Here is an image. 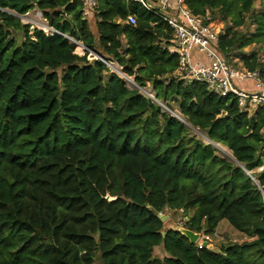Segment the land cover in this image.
<instances>
[{
  "label": "trees",
  "instance_id": "trees-1",
  "mask_svg": "<svg viewBox=\"0 0 264 264\" xmlns=\"http://www.w3.org/2000/svg\"><path fill=\"white\" fill-rule=\"evenodd\" d=\"M185 4L204 18L219 12L221 53L232 62L236 52L264 77V57L242 51L264 48V0L257 9L255 0ZM33 9L137 85L149 83L241 165L64 35L30 30L17 16ZM83 11L80 0H0V264H264V106L249 115L233 95L177 78L171 28L137 3L98 0L96 36ZM164 208L182 210L195 233L209 236L226 220L247 239L199 248L164 229Z\"/></svg>",
  "mask_w": 264,
  "mask_h": 264
},
{
  "label": "built area",
  "instance_id": "built-area-1",
  "mask_svg": "<svg viewBox=\"0 0 264 264\" xmlns=\"http://www.w3.org/2000/svg\"><path fill=\"white\" fill-rule=\"evenodd\" d=\"M80 1L83 3L85 17L88 13H94L93 9L96 7L98 0ZM131 1L137 3L171 28L173 37L166 48L171 53L177 54V78L184 80L187 84L194 81L203 83L210 92L218 96L233 95L241 112L248 113L249 109L264 106V77L259 71H249L242 66L238 67L227 59L219 49L221 32L215 30L206 21V18L194 15L187 8L185 0ZM36 12L42 15L40 11ZM44 22L41 23L40 30L50 35L61 34L51 28L45 18ZM126 23L134 25L136 16L130 14L126 19ZM97 59L106 63L109 68L115 69L113 73L119 77L133 83L135 85L134 89H137L145 97L153 102L157 101L149 83L146 86H139L114 61L103 57ZM243 83H252L253 87L245 88L241 86ZM204 242L207 243V241ZM203 243L199 242V248L204 246Z\"/></svg>",
  "mask_w": 264,
  "mask_h": 264
},
{
  "label": "rangeland",
  "instance_id": "rangeland-1",
  "mask_svg": "<svg viewBox=\"0 0 264 264\" xmlns=\"http://www.w3.org/2000/svg\"><path fill=\"white\" fill-rule=\"evenodd\" d=\"M259 5H260V0H255V4H254L255 9H257L259 7ZM36 11H40V10L33 9V10L29 11L27 14L21 15V17H20L22 23L28 24L30 26V30L41 29L40 28V27H42L41 23H45L43 16L41 14H39V12H36ZM86 18H87L90 29L93 31L94 35L96 36L97 35L96 34V28H95L96 18L94 17V13L92 14V12H91V13L86 14ZM205 18H206V20H208V22L211 24V26L215 30H218L219 32H223L226 25H227V22L223 20V17L219 12H214V13L208 12L206 14ZM253 27H254L253 25H250L248 27L246 25L245 27L242 28V30L251 31V30H253ZM12 35L17 38L18 42H21L23 40V32L22 31H19L16 33L14 32ZM65 37H67L70 42L76 44L77 47H76L75 52L77 54L84 55L85 52H89V55H90V51H88L84 47H81V45L76 43L74 41V39L71 38L69 35H65ZM253 49L257 50L264 57V48L260 47L259 45H254V44L247 45L242 49V51H243V53H250ZM240 57H241L240 55H236V52H233L230 55L232 63H236L238 67H241ZM89 58H90V56H89ZM116 68L118 69L119 67H116ZM114 70L115 69H112L110 67L111 72H113ZM129 78L132 81H134L132 76H129ZM125 82H126V86L128 88H131V89L135 88V85L133 83H130L128 80H126ZM241 86H243L245 88H252L253 84L252 83H243ZM155 103L161 107L162 111L169 113L171 115H176V116L179 115L180 117H182L179 110L176 107H174V106L168 107L162 101H155ZM254 109H249V112H248L249 115H251L253 113ZM182 119H183V117H182ZM185 125H186L187 129L190 131V133L194 134L197 137V139H200L201 141H203L205 143L213 144V146L216 148V153L219 156H221V157L225 158L226 160L232 162L233 156H232L229 149H227L225 146H223L221 144L212 143L208 139L207 134L204 130H200L198 128H193L188 124V122H186ZM261 170H262V168L258 169L256 172L258 173ZM159 214L164 216L163 222H164V229L165 230L166 229H175V230H181L183 232V230H184L183 224L186 220V215L182 210H171L168 208H164L162 210V212H160ZM187 214L188 215L192 214V210L188 211ZM197 234L199 236L198 242L203 243V241H207L208 242L207 245L211 249H218L221 245L227 244V243H234V242L240 243V242L245 241L247 239V238H245V236H243L242 234L237 232L235 229H233L228 224V222L226 220L220 221L217 228L215 229L214 233L209 235V236L205 235L203 232L197 233ZM153 254L155 257H163L165 255L162 246H158V247L154 248ZM96 264H101V263L99 260H97Z\"/></svg>",
  "mask_w": 264,
  "mask_h": 264
},
{
  "label": "water",
  "instance_id": "water-1",
  "mask_svg": "<svg viewBox=\"0 0 264 264\" xmlns=\"http://www.w3.org/2000/svg\"><path fill=\"white\" fill-rule=\"evenodd\" d=\"M17 17L20 18L21 15H19V16H17ZM61 35H64V36H65V34H61ZM74 41H75V40H74ZM75 42L78 43V44H80L82 47L86 48L88 51H90L89 48H87L86 46H84V45H83L82 43H80L79 41H75ZM90 54H93L95 58H98V57L102 58V56H101L99 53H97V52L90 51ZM157 101H158V100H157ZM172 116L178 118V119H179L181 122H183L184 124L186 123L185 120H183L182 118H180V117H178V116H176V115H172ZM190 126H191V125H190ZM191 127H192V126H191ZM193 128H194V127H193ZM232 162H234V163H236V164H238V165H241V164H240V163H239L234 157L232 158ZM247 173L251 176L252 180H255V178L251 175L250 172H247ZM159 217L161 218L162 221H164V216H162L161 214H159ZM178 231H180L182 234H184V235L189 239V241H190L191 243H196V242L199 240V236H198V234L195 233V232H193V231H190V230L185 229V228H184L183 232H182L181 230H178ZM164 234H165V231H163V235H164ZM203 244H204V246L207 245L206 242H204Z\"/></svg>",
  "mask_w": 264,
  "mask_h": 264
},
{
  "label": "bare ground",
  "instance_id": "bare-ground-1",
  "mask_svg": "<svg viewBox=\"0 0 264 264\" xmlns=\"http://www.w3.org/2000/svg\"><path fill=\"white\" fill-rule=\"evenodd\" d=\"M82 47V46H81ZM178 117H180L179 115H177ZM180 118H182V117H180Z\"/></svg>",
  "mask_w": 264,
  "mask_h": 264
}]
</instances>
